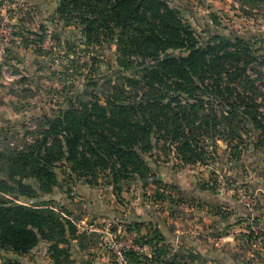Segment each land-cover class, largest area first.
Listing matches in <instances>:
<instances>
[{"label": "rangeland", "instance_id": "374dc122", "mask_svg": "<svg viewBox=\"0 0 264 264\" xmlns=\"http://www.w3.org/2000/svg\"><path fill=\"white\" fill-rule=\"evenodd\" d=\"M168 5L199 39H242L264 54V0ZM57 10L55 0H0L1 89L12 106L11 122L0 128L1 143V132L23 134V126L36 131L38 121L55 117L70 98L115 71L116 47L88 46L81 28L67 26ZM258 138L253 131L240 152L217 142L209 147L208 162L195 166L174 156L165 161L155 151L145 158L153 185L130 181L122 194L110 181L69 179L64 165L51 194L26 181L36 198L16 202L52 210L71 222L76 235L61 238L54 250L55 243L41 239L28 254L0 246V264H56L55 257L63 264H264V149ZM12 198L0 191V202Z\"/></svg>", "mask_w": 264, "mask_h": 264}, {"label": "trees", "instance_id": "16d2710c", "mask_svg": "<svg viewBox=\"0 0 264 264\" xmlns=\"http://www.w3.org/2000/svg\"><path fill=\"white\" fill-rule=\"evenodd\" d=\"M55 1L61 20L78 25L88 46L116 47L117 64L104 82L38 121L36 131L23 126V134L1 132L0 191L13 197L0 202L1 247L28 254L43 239L55 243L54 250L61 238L76 235L71 222L52 210L16 202L36 198L29 180L51 194L61 165L69 168V179L110 181L122 194L130 181L153 185L145 158L155 151L165 161L174 156L195 166L208 162L217 142L240 152L253 131L264 149V54L252 44L199 39L168 0ZM55 261L63 264L60 257Z\"/></svg>", "mask_w": 264, "mask_h": 264}, {"label": "crops", "instance_id": "0c3cea01", "mask_svg": "<svg viewBox=\"0 0 264 264\" xmlns=\"http://www.w3.org/2000/svg\"><path fill=\"white\" fill-rule=\"evenodd\" d=\"M2 82L0 80V128L10 123L12 119V106L10 104V95H6L1 89Z\"/></svg>", "mask_w": 264, "mask_h": 264}]
</instances>
